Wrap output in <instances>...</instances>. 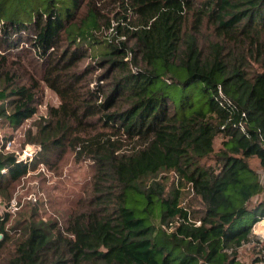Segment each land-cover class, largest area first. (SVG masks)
<instances>
[{
    "label": "trees",
    "instance_id": "trees-1",
    "mask_svg": "<svg viewBox=\"0 0 264 264\" xmlns=\"http://www.w3.org/2000/svg\"><path fill=\"white\" fill-rule=\"evenodd\" d=\"M88 25L112 28L94 58L73 33ZM43 84L60 105L26 132L31 160L0 141L2 203L69 152L94 174L60 221L0 216V264H241L262 243L264 0H0V127L34 118Z\"/></svg>",
    "mask_w": 264,
    "mask_h": 264
},
{
    "label": "rangeland",
    "instance_id": "rangeland-1",
    "mask_svg": "<svg viewBox=\"0 0 264 264\" xmlns=\"http://www.w3.org/2000/svg\"><path fill=\"white\" fill-rule=\"evenodd\" d=\"M112 28L108 29L106 25L97 27L88 25L81 32L73 31L74 35L85 42L88 46H93L89 49V54L92 58L97 57L106 50V43L109 42ZM95 37V38H94ZM93 59L86 58L81 62V69H84L93 64ZM103 72H96L89 76L91 79V86L94 85L98 76ZM168 87V86H167ZM175 96H180L181 92L176 89H170ZM196 100L199 99L198 94H194ZM38 113L31 120L27 121L18 130L9 127V125H2L0 127V141L6 144V152H15L18 156L25 155V148L33 146L26 143L25 134L28 130L34 129V125L42 118H46L48 110L52 107L60 105V99L55 92L50 90L46 85H42L41 91L38 95ZM35 147V146H34ZM223 147V138L220 136L215 141V153L221 151ZM209 166H217L216 155L205 160ZM250 164L253 168L257 167V160L251 159ZM94 174V168L90 161L76 163L74 156L69 152L64 158L63 162L56 167H41L39 171L30 173L16 184V190L13 194V199L10 207L6 209V205L2 203L0 198V216L9 211L13 215L11 226L17 219L18 214L23 213L29 209H38L39 217L48 220H61L65 218L69 212L74 210L84 196L85 189L88 187L90 180ZM168 189L180 188L175 175L170 174L168 177ZM262 182L264 186V175H262ZM182 206L195 212L196 215L202 210L200 201L194 195L190 187L181 188ZM36 199V204L33 199ZM264 200V194L254 198L256 200ZM255 234L259 237L262 243L257 246L254 243L245 245L239 251V260L241 264H254L257 259H264V223L261 221L254 227ZM264 264V262L257 263Z\"/></svg>",
    "mask_w": 264,
    "mask_h": 264
},
{
    "label": "built area",
    "instance_id": "built-area-1",
    "mask_svg": "<svg viewBox=\"0 0 264 264\" xmlns=\"http://www.w3.org/2000/svg\"><path fill=\"white\" fill-rule=\"evenodd\" d=\"M36 151H37V149H36ZM24 152H25V155L23 157L22 156L19 157L20 161H26L28 159L31 160L33 158L34 154L36 153L35 152L34 154H31V153H28L26 150ZM33 201L36 202V199L34 198Z\"/></svg>",
    "mask_w": 264,
    "mask_h": 264
},
{
    "label": "water",
    "instance_id": "water-1",
    "mask_svg": "<svg viewBox=\"0 0 264 264\" xmlns=\"http://www.w3.org/2000/svg\"><path fill=\"white\" fill-rule=\"evenodd\" d=\"M25 150L28 153L34 154L36 152V148L34 146H27ZM3 236L0 234V241L2 240Z\"/></svg>",
    "mask_w": 264,
    "mask_h": 264
},
{
    "label": "crops",
    "instance_id": "crops-1",
    "mask_svg": "<svg viewBox=\"0 0 264 264\" xmlns=\"http://www.w3.org/2000/svg\"><path fill=\"white\" fill-rule=\"evenodd\" d=\"M263 223H264V221H263Z\"/></svg>",
    "mask_w": 264,
    "mask_h": 264
}]
</instances>
